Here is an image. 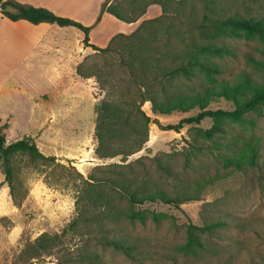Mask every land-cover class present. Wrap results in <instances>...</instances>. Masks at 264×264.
I'll return each instance as SVG.
<instances>
[{
	"label": "rangeland",
	"instance_id": "374dc122",
	"mask_svg": "<svg viewBox=\"0 0 264 264\" xmlns=\"http://www.w3.org/2000/svg\"><path fill=\"white\" fill-rule=\"evenodd\" d=\"M46 1L56 7L53 11L58 15L90 26L91 42L100 48L108 47L118 34L132 33L141 23L102 14L108 0ZM221 5L264 18V0H221ZM161 13L160 6H151L144 19ZM237 32L215 41L232 50L213 58L223 73L209 78L197 72L175 82L190 92L209 87L213 94L207 108L234 110L235 99L222 95L228 89L242 99L264 90V35ZM52 33L62 37L63 55L69 56L62 72L56 73L61 80L53 79L50 66L46 73L33 72L38 76L23 83L32 96L8 98L12 103L4 105L0 115L8 143L32 136L44 154L56 157L53 161L27 153L14 155L12 192L0 154V264H91L92 258L100 264H264V236L255 232H264V103L241 118H206L200 124H186L179 132L152 122L143 150L127 158L100 159L95 154V128L106 91L96 77L80 76L77 67L84 60L91 66L105 59L84 45L85 34L76 27L56 25ZM72 52L77 61L72 62ZM124 75L120 71L117 76ZM143 108L163 126L200 111L195 107L155 113L151 102ZM252 156H256L254 161ZM119 169L140 184L173 196L179 189L187 190L192 199L179 204L158 199L132 205L126 196L105 186L115 205L112 213L118 216L108 220L101 213L105 211L102 205L96 208L88 202L81 212L79 173L105 180L115 177ZM80 216L88 220L81 222ZM234 217L243 218L246 225L235 226ZM219 220L229 224L201 235L202 249L182 247L191 223L203 226ZM100 225L107 231H95ZM110 237L134 244L132 255L105 244L103 239Z\"/></svg>",
	"mask_w": 264,
	"mask_h": 264
},
{
	"label": "trees",
	"instance_id": "16d2710c",
	"mask_svg": "<svg viewBox=\"0 0 264 264\" xmlns=\"http://www.w3.org/2000/svg\"><path fill=\"white\" fill-rule=\"evenodd\" d=\"M6 4V10L1 13L13 21L27 19L32 23H55L61 27H76L84 32L83 43L102 53L103 64L86 65V60L77 67V72L85 78L96 77L105 95L97 110L95 135L97 146L95 154L100 159L123 156L127 158L143 150L150 138V125L156 122L163 129L180 131L186 124H200L206 118L221 117L241 118L249 111L264 103V90L256 92L251 98H237L228 89L223 96L235 99L234 110L207 108V99L213 94L209 87L204 91H185L175 84L181 78L190 79L197 72L212 78L223 73V67L213 58L224 57L232 53L230 47L218 45L215 41L225 35L245 30L249 35H264V18L257 15H245L233 12L221 5V0H108L103 6V12H108L126 23L140 22L138 28L130 34L121 33L115 36L110 45L100 48L92 44L91 27L70 17L58 15L46 7L25 5L14 0H0V5ZM160 6L162 13L156 17L145 18L151 6ZM101 19V16L99 17ZM118 41L116 42V40ZM116 42V45L113 44ZM87 66V67H86ZM125 73L118 78V73ZM146 102L152 103L155 113H171L173 111H189L199 107L200 111L190 117L183 118L177 124L163 126L158 119L144 110ZM27 153L32 158L56 160L55 156L44 154L32 136H26L15 142L8 143L7 137L0 127V154L3 159L5 181L13 192V156ZM256 156L250 158L254 161ZM169 171L167 166L162 167ZM116 176L109 179H99L95 175L85 177L79 173L77 205L81 212L88 202L96 208L104 207L101 212L108 220L113 221L115 207L110 190L126 196L132 205L154 202L158 199L166 203H183L192 199L187 190H177L173 196L162 189H154L140 184L128 171L119 169ZM169 173V172H168ZM137 183H136V182ZM82 207V208H81ZM80 212V213H81ZM119 214V211H117ZM115 215V216H114ZM121 215V214H119ZM140 217V216H139ZM81 222L88 220L81 217ZM132 218V216H131ZM141 218V217H140ZM234 225L243 227L246 221L234 217ZM77 224V222L75 221ZM229 224L219 220L208 225L198 226L191 223L188 227V240L182 247L188 251L203 248L201 235ZM95 231L106 232L103 226ZM260 236L264 232L255 230ZM107 245L132 255L134 244L118 238H104ZM91 264H100L92 258Z\"/></svg>",
	"mask_w": 264,
	"mask_h": 264
},
{
	"label": "crops",
	"instance_id": "0c3cea01",
	"mask_svg": "<svg viewBox=\"0 0 264 264\" xmlns=\"http://www.w3.org/2000/svg\"><path fill=\"white\" fill-rule=\"evenodd\" d=\"M14 1L28 6L46 7L52 11L56 9L46 0ZM56 25L48 22L35 24L27 19L13 21L0 11V115L5 110L4 105L12 103L8 98L25 94L32 96L24 90L23 83L38 76L33 72L46 73L50 66L49 73L54 74L51 75L53 79L61 80L56 73L62 72L65 59H69V56L63 55L62 37L52 33ZM70 57L72 62L78 59L73 52ZM7 116L9 118L11 115Z\"/></svg>",
	"mask_w": 264,
	"mask_h": 264
},
{
	"label": "water",
	"instance_id": "95a60500",
	"mask_svg": "<svg viewBox=\"0 0 264 264\" xmlns=\"http://www.w3.org/2000/svg\"><path fill=\"white\" fill-rule=\"evenodd\" d=\"M8 6L6 4H1L0 5V10H6Z\"/></svg>",
	"mask_w": 264,
	"mask_h": 264
}]
</instances>
